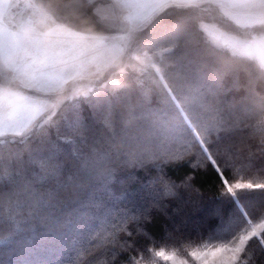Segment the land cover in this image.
Segmentation results:
<instances>
[{
    "label": "snow or ice",
    "instance_id": "snow-or-ice-1",
    "mask_svg": "<svg viewBox=\"0 0 264 264\" xmlns=\"http://www.w3.org/2000/svg\"><path fill=\"white\" fill-rule=\"evenodd\" d=\"M21 7L25 12L17 19L12 10ZM122 10L127 11L123 22ZM80 20L89 22L87 32L73 30L74 22ZM116 30L123 33L119 44L111 43L107 35ZM165 39L174 46L164 44ZM193 53L195 62L220 81L229 77L238 80L245 73L250 76L244 115L259 121L256 132L264 143V94H254L251 87L256 80H264V0H0V137L10 134L17 138L0 144V182L5 179L4 146L30 141L42 121L47 127L41 143L53 131L59 133L64 124L73 127V117L79 124L84 103L93 108L106 106L102 119L111 127L113 107L149 89L158 93L169 109L170 121L163 135L175 147L172 162L198 168L202 161L204 171L216 175L219 199L234 209L228 214L229 235L218 244L208 241L212 243L210 254L227 257L218 264H238L250 242L264 251V218L257 221L250 211L257 201L264 209V183L242 182L230 174L233 164L221 147L225 137L218 134L219 125L203 119L181 95L194 63ZM86 77L95 78L98 90L66 94L70 81ZM16 85H22L27 93L15 90ZM139 118L145 121L149 135L159 130L147 116ZM140 143V137L120 139L111 143L108 151L118 155ZM186 156L192 159L185 163ZM83 166L87 168L88 162ZM192 178L189 173L186 181ZM8 179L13 189L7 194L0 190V223L5 206L17 232L42 210L57 207L55 194L49 193L45 199L35 187L46 183L47 176L34 181L16 173ZM159 182L163 185L160 195L171 194V188L177 186L166 176ZM215 215L218 221L225 218L223 206ZM43 219L57 226L51 216ZM2 243L5 241L0 240ZM155 256L165 261L173 258L163 251H156ZM130 264L140 262L133 257Z\"/></svg>",
    "mask_w": 264,
    "mask_h": 264
},
{
    "label": "trees",
    "instance_id": "trees-1",
    "mask_svg": "<svg viewBox=\"0 0 264 264\" xmlns=\"http://www.w3.org/2000/svg\"><path fill=\"white\" fill-rule=\"evenodd\" d=\"M76 23L89 28L86 21ZM169 42L164 44L174 46ZM192 59L182 97L203 119L219 125L218 134L225 137L221 147L233 164L230 174L242 182L264 183V143L256 132L259 121L244 115L250 76L245 73L238 80L229 77L220 81L195 62V53ZM171 75L175 78V71ZM251 87L254 94H264V80H256ZM105 111L106 106L93 108L84 103L79 124L73 117V127L64 124L46 142L41 143V138L47 124L40 126L30 141L4 146L5 179L0 190L7 194L13 189L9 174L22 173L34 181L47 176L46 183L35 187L45 199L49 193L55 194L53 202L58 203L42 210L19 232L9 222L5 206L0 223V238L5 239L0 244V264H130L133 257L140 264H165L155 256L156 251L181 253L206 244L205 248H211L229 235L228 214L234 209L219 199L215 173L205 172L202 161L198 168L172 162L175 147L163 135L170 121L169 109L159 94L144 89L128 97L126 103L116 104L111 127L103 122ZM141 116H147L159 130L149 135ZM136 137L141 139L138 147L118 155L108 151L114 141ZM15 139L3 138L0 144ZM72 140L77 143H68ZM189 159L192 157L186 156L185 163ZM189 173L193 178L186 181ZM162 176L177 185L169 195L159 194L163 192ZM221 206L225 218L218 221L215 213ZM250 211L257 221L264 217L259 201ZM48 216L57 226L43 219ZM242 259L240 264H264V251L250 242Z\"/></svg>",
    "mask_w": 264,
    "mask_h": 264
},
{
    "label": "rangeland",
    "instance_id": "rangeland-1",
    "mask_svg": "<svg viewBox=\"0 0 264 264\" xmlns=\"http://www.w3.org/2000/svg\"><path fill=\"white\" fill-rule=\"evenodd\" d=\"M13 3L16 2V0H12ZM13 13H16L17 16L16 18L19 19L20 15L25 12V9L23 7L19 8V9H13L12 10ZM121 22H123V18L124 16L127 15V11L126 10H122L121 11ZM60 21H57V23H59ZM75 23V26L73 27L74 31H81V32H87L88 29L83 26L82 24L79 23ZM89 23V22H88ZM90 26V24L88 25ZM87 26V27H88ZM94 34H101V33H96L94 32ZM107 35L109 36V40L111 43L113 44H119V38L120 36L123 35L122 32L116 30V31H112L110 33H107ZM169 39H165L163 41V43H170ZM67 92L66 94L69 96H74V95H78L81 92H86L88 89L92 88V89H97V83L95 81V78L93 77H86L84 79H77L74 81H70L66 86ZM15 90L19 91L22 95L27 93V89L23 88L22 85H16L15 86ZM33 96H41L43 97V94L40 93H33ZM82 99V97H81ZM46 120V117H45ZM45 122H41V126L45 125ZM3 138H12L15 139L16 137H13L12 135H7V136H3L0 137V139ZM264 218V217H263ZM0 240H4V238H0ZM210 250L211 248H205V247H199V248H192V249H187L184 250L183 252H175V251H163L166 255L172 256L173 258L170 260L165 261L162 257H158L159 261H162L165 264H178L179 261H184V264H218V262L223 258V259H227L226 256H224V254L220 253L217 254V256H212L210 254ZM196 252L200 255H198V257H193L191 255V253ZM208 252V255H203V253ZM243 259L241 258V260L238 262V264L242 263Z\"/></svg>",
    "mask_w": 264,
    "mask_h": 264
}]
</instances>
